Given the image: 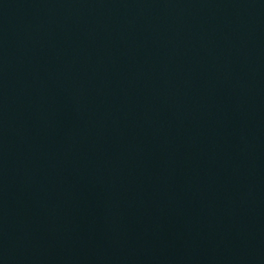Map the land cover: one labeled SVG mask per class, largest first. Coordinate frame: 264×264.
<instances>
[{
  "label": "water",
  "instance_id": "water-1",
  "mask_svg": "<svg viewBox=\"0 0 264 264\" xmlns=\"http://www.w3.org/2000/svg\"><path fill=\"white\" fill-rule=\"evenodd\" d=\"M0 264H264V0H0Z\"/></svg>",
  "mask_w": 264,
  "mask_h": 264
}]
</instances>
